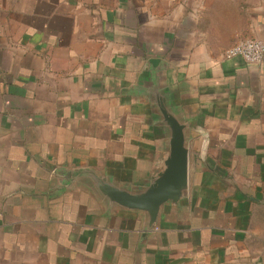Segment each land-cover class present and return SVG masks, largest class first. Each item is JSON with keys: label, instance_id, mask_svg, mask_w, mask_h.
Instances as JSON below:
<instances>
[{"label": "crops", "instance_id": "0c3cea01", "mask_svg": "<svg viewBox=\"0 0 264 264\" xmlns=\"http://www.w3.org/2000/svg\"><path fill=\"white\" fill-rule=\"evenodd\" d=\"M264 0H0V264H264ZM188 124L187 200L146 229L79 170L160 168Z\"/></svg>", "mask_w": 264, "mask_h": 264}, {"label": "water", "instance_id": "95a60500", "mask_svg": "<svg viewBox=\"0 0 264 264\" xmlns=\"http://www.w3.org/2000/svg\"><path fill=\"white\" fill-rule=\"evenodd\" d=\"M161 113L162 122L168 130L166 151L159 170L144 184L131 188L116 184L91 169L76 172L78 177L85 179L98 192L108 207L141 212L146 218L147 230L156 226L165 206H177L188 197V124L181 122L175 112L165 106H161Z\"/></svg>", "mask_w": 264, "mask_h": 264}, {"label": "built area", "instance_id": "2783aa9c", "mask_svg": "<svg viewBox=\"0 0 264 264\" xmlns=\"http://www.w3.org/2000/svg\"><path fill=\"white\" fill-rule=\"evenodd\" d=\"M224 57L240 58L246 63H261L264 59V43L252 38L239 40L225 50Z\"/></svg>", "mask_w": 264, "mask_h": 264}]
</instances>
